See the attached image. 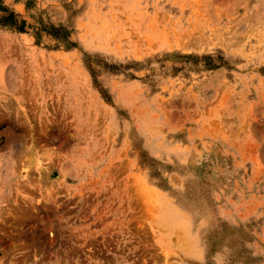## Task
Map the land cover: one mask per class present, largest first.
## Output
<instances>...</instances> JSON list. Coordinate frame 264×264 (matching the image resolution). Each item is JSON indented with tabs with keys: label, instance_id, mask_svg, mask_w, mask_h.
<instances>
[{
	"label": "rangeland",
	"instance_id": "374dc122",
	"mask_svg": "<svg viewBox=\"0 0 264 264\" xmlns=\"http://www.w3.org/2000/svg\"><path fill=\"white\" fill-rule=\"evenodd\" d=\"M0 264H264V0H0Z\"/></svg>",
	"mask_w": 264,
	"mask_h": 264
},
{
	"label": "trees",
	"instance_id": "16d2710c",
	"mask_svg": "<svg viewBox=\"0 0 264 264\" xmlns=\"http://www.w3.org/2000/svg\"><path fill=\"white\" fill-rule=\"evenodd\" d=\"M12 14L11 13H8V15H3L1 18H0V22H7V20L11 19Z\"/></svg>",
	"mask_w": 264,
	"mask_h": 264
}]
</instances>
